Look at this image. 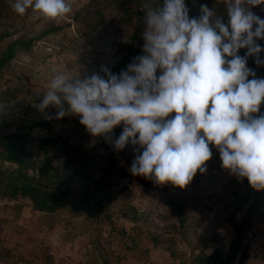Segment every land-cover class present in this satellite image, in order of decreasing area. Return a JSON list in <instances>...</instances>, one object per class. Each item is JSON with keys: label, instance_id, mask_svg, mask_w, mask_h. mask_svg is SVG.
Masks as SVG:
<instances>
[{"label": "rangeland", "instance_id": "rangeland-1", "mask_svg": "<svg viewBox=\"0 0 264 264\" xmlns=\"http://www.w3.org/2000/svg\"><path fill=\"white\" fill-rule=\"evenodd\" d=\"M70 2V15L47 20L31 9L21 16L14 0H0V61L13 49L0 66V140L8 137L0 141V264L219 263L230 254L233 222L244 218V240L229 264H264V190L223 170L214 146L206 173L184 189L161 186L131 174V143L114 150L78 117L57 120L49 108L48 120L38 111L53 75L103 76L102 66L110 69L130 52L129 65L144 54L147 0ZM161 2L151 0L154 7ZM185 3L190 17L204 4L226 18L224 0ZM251 10L264 19V5ZM257 43L264 48V39ZM248 61L264 78V64ZM111 156L114 168L105 177ZM23 185L66 194L56 210H40L21 196Z\"/></svg>", "mask_w": 264, "mask_h": 264}, {"label": "clouds", "instance_id": "clouds-1", "mask_svg": "<svg viewBox=\"0 0 264 264\" xmlns=\"http://www.w3.org/2000/svg\"><path fill=\"white\" fill-rule=\"evenodd\" d=\"M224 2L226 18L204 4L190 17L185 0L155 7L147 0L143 55L119 75L104 66L103 76L55 74L35 106L48 120L49 108L57 120L78 117L114 150L131 143V174L157 185L187 187L197 172H207L214 146L223 170L264 190V78L247 66L250 56L264 64L257 43L264 39V19L251 10L264 0ZM12 8L47 20L73 11L70 0H14ZM118 126L123 131L112 140Z\"/></svg>", "mask_w": 264, "mask_h": 264}, {"label": "trees", "instance_id": "trees-1", "mask_svg": "<svg viewBox=\"0 0 264 264\" xmlns=\"http://www.w3.org/2000/svg\"><path fill=\"white\" fill-rule=\"evenodd\" d=\"M12 55H13V49H12V47H10V48H8V52L5 55L4 59L2 61H0V66L5 60H8L9 58H11ZM132 56L133 55H131L130 52H129V54H126L124 57H122V59H120V61L115 66H113L112 68L109 69L110 72L112 74H115V75H118L119 73H121L127 67ZM248 63H249L248 66H252L251 61H248ZM261 113H264V105L261 106ZM122 131H123L122 126L116 127L112 133L113 140L118 138V136L121 134ZM0 141L1 142H7L8 137L1 139ZM7 158L10 160H13V161H15L18 164H21L23 166V163L21 161H19L15 155H9ZM82 162L83 161H81L80 164H83ZM69 163H70V161H69ZM114 163H115V161H114L113 157L111 156L110 164L108 165V167L104 171L105 177H109V175L111 174V172L114 168ZM25 166H29V164H25ZM68 166H69V164H68ZM36 190L33 187H30V186L28 187L26 185H23L20 193H21V196L29 197L33 201L35 208L40 209V210H50V211L56 210L59 207L60 202L63 200V198L66 194L65 191H57L55 193H49L46 190H44V191L41 189H36ZM40 192H43V193H40ZM247 224H249V220L246 218L242 219V221L240 223H234L233 222L232 227L234 230V237L230 243V254L226 259L221 260L219 263H216V261H215L212 264H229V262L238 255V252L240 250V243L244 240L245 227ZM212 256L214 259L216 258V254H214ZM246 257H247L246 253L240 254V260L242 262L244 261V259ZM242 264H244V262Z\"/></svg>", "mask_w": 264, "mask_h": 264}]
</instances>
